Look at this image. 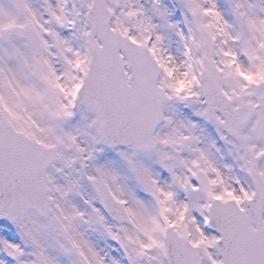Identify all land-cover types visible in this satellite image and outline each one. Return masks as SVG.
I'll list each match as a JSON object with an SVG mask.
<instances>
[{"label": "snow or ice", "instance_id": "6c2138e0", "mask_svg": "<svg viewBox=\"0 0 264 264\" xmlns=\"http://www.w3.org/2000/svg\"><path fill=\"white\" fill-rule=\"evenodd\" d=\"M0 264H264V0H0Z\"/></svg>", "mask_w": 264, "mask_h": 264}, {"label": "rangeland", "instance_id": "374dc122", "mask_svg": "<svg viewBox=\"0 0 264 264\" xmlns=\"http://www.w3.org/2000/svg\"><path fill=\"white\" fill-rule=\"evenodd\" d=\"M164 3L168 5L169 8H172L173 4L176 3V0H164ZM172 19L173 20L180 19L179 11L173 12ZM169 42L171 44V50L175 52L177 48V41H176V38L172 36L171 34H169ZM169 110H172L171 106H169ZM179 114L185 117H189L193 120L197 119L195 116L192 115V112L188 108H184L182 106L179 107ZM200 123L202 124L206 135H211L212 137H215V132L213 131L211 125L204 124L203 121H200ZM106 159L114 161V164L116 167L120 168L122 172H126V169H124L123 164L119 161V159L114 155L113 152L108 151L100 157L101 162H103ZM127 183L136 192L137 195L144 197V193L140 192V190L138 189L134 181L128 180ZM85 190L88 191L87 186H85ZM76 202L79 203V200L77 199ZM92 239L96 241L98 244H100L101 246H103L104 242L98 236L93 235Z\"/></svg>", "mask_w": 264, "mask_h": 264}]
</instances>
